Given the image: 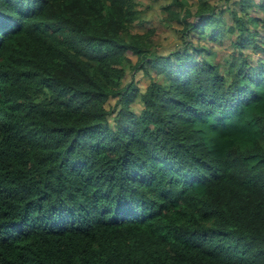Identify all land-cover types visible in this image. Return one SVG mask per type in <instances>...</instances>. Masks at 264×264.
Segmentation results:
<instances>
[{"label": "trees", "instance_id": "obj_1", "mask_svg": "<svg viewBox=\"0 0 264 264\" xmlns=\"http://www.w3.org/2000/svg\"><path fill=\"white\" fill-rule=\"evenodd\" d=\"M154 2L0 0V264H264V0Z\"/></svg>", "mask_w": 264, "mask_h": 264}, {"label": "rangeland", "instance_id": "obj_2", "mask_svg": "<svg viewBox=\"0 0 264 264\" xmlns=\"http://www.w3.org/2000/svg\"><path fill=\"white\" fill-rule=\"evenodd\" d=\"M164 0H157V2H154L153 4V9L149 10L147 14V19H152L154 18L155 14L158 12L157 11V5L159 3H163ZM175 38H174V33L170 30L166 31L165 33L161 34V39H160V44L159 46L154 47V50L157 51L159 55H167L169 51H171L175 47ZM141 73L138 72L136 74L135 79L140 78ZM153 76V75H152ZM135 111H138L139 108L135 104L134 106Z\"/></svg>", "mask_w": 264, "mask_h": 264}]
</instances>
